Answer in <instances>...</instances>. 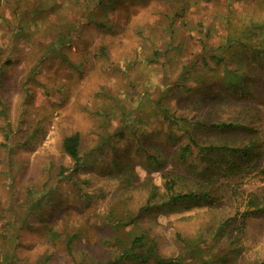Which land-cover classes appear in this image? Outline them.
Here are the masks:
<instances>
[{
  "label": "rangeland",
  "instance_id": "1",
  "mask_svg": "<svg viewBox=\"0 0 264 264\" xmlns=\"http://www.w3.org/2000/svg\"><path fill=\"white\" fill-rule=\"evenodd\" d=\"M92 1L0 0V264L106 262L140 228L164 256L185 251L195 264H262L264 217L232 218L236 201L264 193V0H116L96 10ZM199 24L211 30L206 49L222 62L203 72L200 87L176 90L202 57ZM70 28L75 33L61 44L59 33ZM225 68L246 78L243 95L222 96L213 86ZM222 120L249 128L228 135L253 141L246 162L254 170L221 178L218 185L231 187L209 202L142 215L150 182L161 186L164 173L179 170L171 164L188 132L224 139L189 123ZM171 131L179 144L168 141ZM76 132L77 169L62 148ZM147 152L171 162L162 171ZM226 220L225 236L212 240ZM75 235L73 261L67 243Z\"/></svg>",
  "mask_w": 264,
  "mask_h": 264
},
{
  "label": "trees",
  "instance_id": "2",
  "mask_svg": "<svg viewBox=\"0 0 264 264\" xmlns=\"http://www.w3.org/2000/svg\"><path fill=\"white\" fill-rule=\"evenodd\" d=\"M116 0H93L94 9L96 8H109ZM92 8V10H93ZM178 17L181 14L177 13L174 15L173 22L169 27L172 30L173 25L176 24ZM91 21H93L91 19ZM98 27L108 28L107 25L96 22ZM203 38L201 45L203 47L202 57L200 62H193L189 69L186 68L184 73H181L179 81L174 84V89L182 91H190L195 87H200L202 83H198L197 79H203V72L208 69L215 68L222 59L219 56L210 54L213 48L206 49V42L213 37L210 29H206L203 24H199ZM112 29V27H111ZM75 31L70 28L66 32H60L58 38L60 43L63 44L67 39L71 38ZM220 48V47H219ZM261 52L262 51H258ZM170 53V51L168 52ZM264 54V53H263ZM160 52H155V58H158ZM5 61L4 58H0V64ZM216 69V68H215ZM214 69V70H215ZM213 70V71H214ZM2 72L0 73L1 80ZM241 79L246 80L244 76H240L238 72H232L231 69L224 70V77L221 84L213 83L216 89L223 88L224 96L229 91H234L244 94ZM210 89V91H212ZM203 97V96H202ZM202 97L200 99H202ZM214 99L212 97L210 101ZM228 107V105H226ZM170 123L173 124L172 120ZM191 126L194 125L193 131L207 132L210 131L216 135H225L222 141H203L194 134H189L188 144H182L179 146L175 153L174 162L172 165L178 166L179 170H171L164 173L162 176L163 183L161 186H157L151 183L149 193L147 194V200L144 207L140 209L142 215H149L151 212L161 210L162 208H170V210L179 207H194L199 204L209 202L212 199L213 194L223 191L225 187H231V184L218 183L221 178L229 180L237 175L245 174L247 168H252L246 162L250 158V154L255 147L252 140L243 141H232L228 134L238 132H249L247 126L237 124L231 121H213V122H195L189 123ZM171 125V124H170ZM168 141L171 144H179V140L173 131L168 132ZM63 151L72 160L74 166L79 167L83 162V154L81 152V137L79 133L71 134L66 137L62 143ZM146 159L148 163L153 164L155 167L161 168L167 167L170 164V159L163 158L158 159L150 152L146 153ZM198 159V163L196 162ZM231 164H234L233 167ZM131 169L130 166L126 169L128 172ZM254 170V167L252 168ZM132 170V169H131ZM66 170H61L60 174L63 176ZM201 176V177H199ZM238 184L234 187H237ZM236 212L232 219L240 216L243 223L251 217H264V193L263 195L250 194L242 200L236 201L235 206ZM230 220L219 223L216 228H213L212 240L221 239L225 236L226 228L229 225ZM137 225V224H136ZM139 226V225H137ZM141 234L135 236L131 242L124 248L123 253H113L110 260L104 262L101 260L95 261L94 264H195L190 262L188 259V252L176 253L169 256H164L159 251L158 243L156 238L146 233V231L140 228ZM78 235L71 238L67 243V254L75 261L77 255H75V241ZM83 255V254H82ZM84 256V255H83ZM85 258V257H84ZM188 261V262H187ZM83 262V260H82ZM77 264V262H74ZM203 264H210L204 262ZM264 264V262L262 263Z\"/></svg>",
  "mask_w": 264,
  "mask_h": 264
}]
</instances>
